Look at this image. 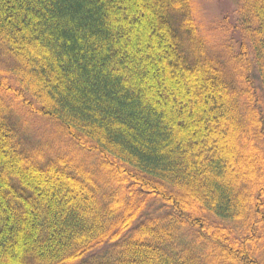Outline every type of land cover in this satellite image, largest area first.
<instances>
[{
	"label": "trees",
	"instance_id": "16d2710c",
	"mask_svg": "<svg viewBox=\"0 0 264 264\" xmlns=\"http://www.w3.org/2000/svg\"><path fill=\"white\" fill-rule=\"evenodd\" d=\"M236 3L217 55L194 0H0V264H264V0Z\"/></svg>",
	"mask_w": 264,
	"mask_h": 264
},
{
	"label": "rangeland",
	"instance_id": "374dc122",
	"mask_svg": "<svg viewBox=\"0 0 264 264\" xmlns=\"http://www.w3.org/2000/svg\"><path fill=\"white\" fill-rule=\"evenodd\" d=\"M197 7V14L201 22L204 34L209 39V46L215 50V54L224 53L225 47L220 46V42L229 45L234 43L232 36L228 39L224 33L227 30V23L224 18L229 17L235 22V12L237 8L236 0H194ZM232 25V23L230 22ZM227 32V31H226ZM228 42V43H226ZM236 43V42H235ZM234 43V44H235ZM237 46V44H236ZM213 53V55H215ZM223 63V62H222ZM258 83V79L256 78ZM15 122L17 123L23 144L26 150L34 151L43 146L50 145L56 153H61L68 150L69 143L65 140L55 129V127L46 120H39L36 118H28L24 116H17ZM38 151V150H35ZM159 206L153 208L158 210ZM153 215L157 211L151 212ZM136 226V225H135ZM108 246L101 249L98 256H94L93 263H99L105 259L110 258L109 251H106ZM106 251V252H105ZM96 255V254H95Z\"/></svg>",
	"mask_w": 264,
	"mask_h": 264
}]
</instances>
